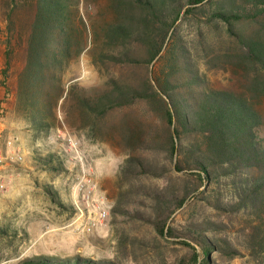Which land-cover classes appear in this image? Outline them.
Here are the masks:
<instances>
[{
  "label": "rangeland",
  "instance_id": "1",
  "mask_svg": "<svg viewBox=\"0 0 264 264\" xmlns=\"http://www.w3.org/2000/svg\"><path fill=\"white\" fill-rule=\"evenodd\" d=\"M77 3L78 16L85 24L86 48L62 75L64 93L54 110L55 128L35 131L17 93V73L23 67V2L17 0L11 21L10 4L6 0L0 2V143L3 147V139L13 136L24 148V160L9 164L0 173L6 182L5 191L0 192V231H4L0 233V264H18L34 257L178 264L191 253L189 247L181 244L183 239L161 237L149 224L131 217L151 215V203L145 195L151 189L167 185L176 191L183 186L190 192L193 189L192 179L175 173L161 148L145 150L122 139L130 132L138 138L161 141L167 126L159 112L147 102H137L97 120L98 130L93 134L92 120L85 118L75 101L66 97L72 84L93 93L109 78L133 82L159 75L163 62L156 61L147 68L101 62L98 55L108 52L103 45L107 26L132 12L117 0ZM211 9L212 6L207 7V11ZM234 30L264 36L258 22L241 23ZM178 31L208 84L244 95L264 119V80L254 75V69L242 58L236 39L226 33L225 27L207 24L202 15L183 21ZM128 155L166 167L168 172L160 179L124 178L120 167ZM214 192H218L221 205L230 202L225 184L202 187L191 192L185 205L171 216L169 226L181 232L196 221L218 225L214 237L226 241L240 254L229 258L213 250L209 264H264V256L253 258L244 248L247 216L215 209ZM121 209L130 215L119 213ZM102 211L106 217L92 226L90 220Z\"/></svg>",
  "mask_w": 264,
  "mask_h": 264
},
{
  "label": "trees",
  "instance_id": "2",
  "mask_svg": "<svg viewBox=\"0 0 264 264\" xmlns=\"http://www.w3.org/2000/svg\"><path fill=\"white\" fill-rule=\"evenodd\" d=\"M6 1L11 6V21L17 0ZM21 1L23 67L17 73L18 99L31 128L48 131L56 126L54 110L64 93L62 75L86 48L85 24L78 16L77 0ZM117 2L132 14L107 26L103 45L108 52L99 54L98 59L145 68L161 61L159 75L133 82L109 78L93 93L72 84L66 97L73 99L82 115L92 120L93 134L98 130L96 121L110 113L137 102L150 104L166 124V135L157 141L129 132L122 139L145 150L161 148L172 162L173 171L192 179L191 192L225 184L230 202L221 205L218 192H214V204L204 201L217 210L244 213L249 219L244 228V248L253 258L264 256V119L244 95L208 84L178 31L180 23L202 15L207 24L223 25L226 33L236 39L242 58L254 69V75L264 80V36L234 30L241 23L258 22L264 33V0ZM210 6L211 11H207ZM2 74L6 76L5 71ZM167 172L166 167H156L135 155H128L120 167L121 176L128 179H160ZM191 192L186 186L177 191L169 185L151 189L145 193L151 203V215L131 217L149 224L161 237L182 238L181 244L189 247L191 253L178 264H209L213 250L229 258L239 255L229 243L214 237L219 226L211 221L190 223L181 232L169 226L171 216L185 205ZM119 213L130 215L123 209ZM18 264L116 263L80 257H34Z\"/></svg>",
  "mask_w": 264,
  "mask_h": 264
},
{
  "label": "built area",
  "instance_id": "3",
  "mask_svg": "<svg viewBox=\"0 0 264 264\" xmlns=\"http://www.w3.org/2000/svg\"><path fill=\"white\" fill-rule=\"evenodd\" d=\"M3 147L0 143V173L12 163H20L24 160V148L18 138L9 136L3 139ZM69 147H73L72 141L68 140ZM6 182L1 178L0 174V192L5 191ZM100 211V210H99ZM106 217L105 212H98L94 219L90 220V224L93 226L96 222H101Z\"/></svg>",
  "mask_w": 264,
  "mask_h": 264
}]
</instances>
